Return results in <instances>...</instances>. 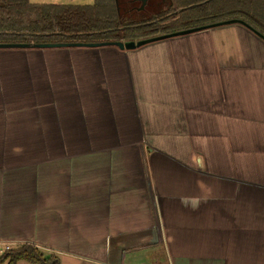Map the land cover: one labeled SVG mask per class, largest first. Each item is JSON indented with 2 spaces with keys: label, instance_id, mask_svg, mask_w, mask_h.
Instances as JSON below:
<instances>
[{
  "label": "crops",
  "instance_id": "obj_1",
  "mask_svg": "<svg viewBox=\"0 0 264 264\" xmlns=\"http://www.w3.org/2000/svg\"><path fill=\"white\" fill-rule=\"evenodd\" d=\"M0 243L59 264H264V40L232 23L0 48Z\"/></svg>",
  "mask_w": 264,
  "mask_h": 264
},
{
  "label": "trees",
  "instance_id": "obj_2",
  "mask_svg": "<svg viewBox=\"0 0 264 264\" xmlns=\"http://www.w3.org/2000/svg\"><path fill=\"white\" fill-rule=\"evenodd\" d=\"M119 2L93 0L89 5H80L0 0V43L138 41L231 19L241 21L249 31L264 37V0H158L156 4L161 9L156 13L130 18L121 15ZM124 2L142 4L140 0ZM179 8L184 9L176 12ZM21 260L59 264L57 257L45 258L29 243L0 254V264Z\"/></svg>",
  "mask_w": 264,
  "mask_h": 264
},
{
  "label": "water",
  "instance_id": "obj_3",
  "mask_svg": "<svg viewBox=\"0 0 264 264\" xmlns=\"http://www.w3.org/2000/svg\"><path fill=\"white\" fill-rule=\"evenodd\" d=\"M142 2V6L145 4L146 0H140ZM184 8H179L176 10V12L182 11ZM232 23H238L242 24L241 21L236 20V19H231V20H225V21H220V22H215L212 24L204 25V26H199V27H194V28H189L177 32H172L168 34H162L138 41H128V42H121V41H107V42H90V43H83V42H71V43H38V44H27V43H0V48H24V47H37V48H47V47H98V46H103V45H113L118 47L119 49H134L136 47H139L141 45L151 43L154 41H159L162 39H167L170 37H175V36H180V35H185L193 32H197L200 30L204 29H209L221 25H226V24H232ZM258 37H260L262 40H264V37L257 34Z\"/></svg>",
  "mask_w": 264,
  "mask_h": 264
},
{
  "label": "rangeland",
  "instance_id": "obj_4",
  "mask_svg": "<svg viewBox=\"0 0 264 264\" xmlns=\"http://www.w3.org/2000/svg\"><path fill=\"white\" fill-rule=\"evenodd\" d=\"M33 3H57V4H80V5H89L93 2V0H31ZM158 0H149L147 4L142 6L137 2H131L128 4L127 2L123 3V0H120L119 6L121 15L126 16L127 18L132 17H147L153 13H156L161 9V6L156 4ZM125 5V6H124ZM144 7V8H143ZM139 8V10L133 9ZM132 10V11H131Z\"/></svg>",
  "mask_w": 264,
  "mask_h": 264
},
{
  "label": "built area",
  "instance_id": "obj_5",
  "mask_svg": "<svg viewBox=\"0 0 264 264\" xmlns=\"http://www.w3.org/2000/svg\"><path fill=\"white\" fill-rule=\"evenodd\" d=\"M13 248L10 244H3L0 243V254H2L4 251L9 250Z\"/></svg>",
  "mask_w": 264,
  "mask_h": 264
}]
</instances>
